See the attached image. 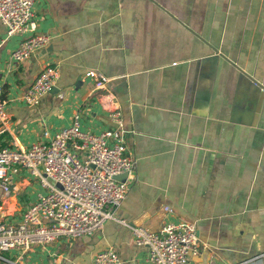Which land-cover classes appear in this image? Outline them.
I'll use <instances>...</instances> for the list:
<instances>
[{
  "label": "crops",
  "instance_id": "0c3cea01",
  "mask_svg": "<svg viewBox=\"0 0 264 264\" xmlns=\"http://www.w3.org/2000/svg\"><path fill=\"white\" fill-rule=\"evenodd\" d=\"M35 15L51 40L23 62L12 52L27 34L7 37L0 20L9 118L0 146L28 147L78 110L84 129L114 127L98 100L107 90L137 166L116 219L93 235L34 247L22 264H91L108 248L122 264H150L120 220L152 231L195 223L200 253L189 264H264V0H37ZM55 64L59 77L38 105L15 100ZM90 70L107 78L102 90ZM14 183L0 198L1 220H20L43 191L28 170Z\"/></svg>",
  "mask_w": 264,
  "mask_h": 264
},
{
  "label": "built area",
  "instance_id": "2783aa9c",
  "mask_svg": "<svg viewBox=\"0 0 264 264\" xmlns=\"http://www.w3.org/2000/svg\"><path fill=\"white\" fill-rule=\"evenodd\" d=\"M37 0H0V20L7 37L25 35L12 52L15 62H23L45 47L51 35L39 33L35 15ZM59 66L47 65L31 86L15 98L35 106L52 89L59 77ZM102 90L107 78L95 70L86 73ZM99 104L107 111L114 127L101 132L83 128L82 110L73 114L68 126L54 133L48 129L28 147L0 146V198H8L22 170L37 178L43 191L21 214L18 221L0 219V260L22 264L24 253L67 238L93 235L111 219L126 197L129 182L135 177L137 160L125 143L124 117L119 102L110 91L99 94ZM7 100L0 90V136L9 129ZM18 145V146H17ZM127 174L125 181L118 176ZM1 208V207H0ZM171 212L172 209L166 206ZM121 223L131 229L134 242L148 249L150 264H189L200 253L198 228L192 222H167L158 231L146 226ZM16 250V260L1 251ZM91 264H122L113 248L98 252Z\"/></svg>",
  "mask_w": 264,
  "mask_h": 264
}]
</instances>
